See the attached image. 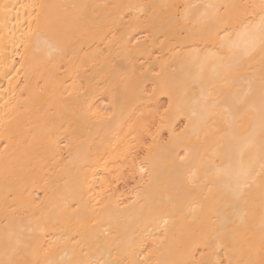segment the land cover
Listing matches in <instances>:
<instances>
[{
    "label": "bare ground",
    "instance_id": "bare-ground-1",
    "mask_svg": "<svg viewBox=\"0 0 264 264\" xmlns=\"http://www.w3.org/2000/svg\"><path fill=\"white\" fill-rule=\"evenodd\" d=\"M0 264H264V0H0Z\"/></svg>",
    "mask_w": 264,
    "mask_h": 264
}]
</instances>
